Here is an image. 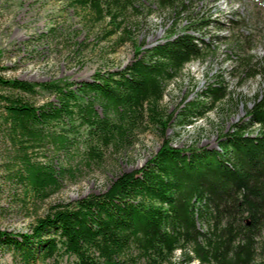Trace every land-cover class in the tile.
<instances>
[{"label": "rangeland", "instance_id": "obj_1", "mask_svg": "<svg viewBox=\"0 0 264 264\" xmlns=\"http://www.w3.org/2000/svg\"><path fill=\"white\" fill-rule=\"evenodd\" d=\"M127 68L138 74L135 89L114 101L106 142L94 143L78 122L70 130L32 111L56 103L42 84L85 102L77 92L83 83ZM0 74L35 89L0 90L17 120L0 123V264H264V210L257 228L247 226L226 201L237 191L220 179L212 184L195 165L210 159L227 171L245 158L239 173L251 174L249 182L264 176L263 162L247 160L249 141L264 142V119L249 114L264 97V0H128L121 15L98 0L94 16L74 0H0ZM191 188L200 196L188 224L171 209L156 234L51 230L53 246L25 255L23 241L39 219L80 200L109 193L136 224L145 195Z\"/></svg>", "mask_w": 264, "mask_h": 264}, {"label": "trees", "instance_id": "obj_2", "mask_svg": "<svg viewBox=\"0 0 264 264\" xmlns=\"http://www.w3.org/2000/svg\"><path fill=\"white\" fill-rule=\"evenodd\" d=\"M74 1L81 10H87V13H90L92 16L96 14L98 0ZM108 1L111 3L113 10H119L120 15L125 11V5L128 2V0ZM112 17L113 19L117 18L114 16ZM172 44H175V42ZM178 47L181 46L178 45ZM126 73H128V78H124ZM116 76L118 78H116ZM137 76L138 74L136 71H131L127 68L122 73L111 74L106 79L83 83L77 88V92L85 99V102L77 99L70 90L57 88L52 84H42V89L54 94L56 103L44 102L39 106H32V111L35 117L41 120L60 121L65 123L70 130L74 128L73 123L78 122V125L84 127L90 140L94 143L101 144L106 142L107 139L110 126L109 111L114 101L124 91L135 89L134 81ZM0 90H9L10 92L21 91L29 95L35 94V89L32 84L21 80H9L4 78L1 74ZM256 98L257 96L255 95L254 100ZM10 103L11 100L9 95L0 94V123L5 126L11 125L9 120L13 121V123L17 122L14 111L12 110V104ZM95 104L100 106L102 115L97 114L94 109ZM249 114L253 119H264V97L260 101L254 102ZM10 128L11 126L8 127V130H10ZM249 142H251L254 150H251V147L248 149L250 155H248L247 160L255 166H261V163H264V156H260V154L254 155V152H258L257 149L263 151L264 142L258 140H250ZM231 147L232 149L234 148L233 146ZM231 147L227 146L224 150L234 154L230 149ZM229 149L230 151H228ZM254 159L256 160V164L253 163ZM181 161L182 160L179 159L176 162ZM197 161L198 162L195 164L196 166L198 164L200 165L199 167L205 166L203 169L197 168V171L204 172L202 173L204 178H211L212 184L217 183L220 179L219 181L222 184L221 188H226L228 192L237 191V194L234 196L228 195L226 198L227 203L241 215L242 220L248 224L247 226L252 228L256 227L259 222V212L264 210V176H257L254 181L249 182L246 177H252L251 174L246 176L243 172L242 174L239 173L237 170L238 167L240 166V169L244 168V166L239 165V163L246 162L245 158L240 159L239 162L237 160V164H234L235 167L231 166L227 171L223 169L220 165L221 163L218 164L210 159ZM212 162L215 164H213V167L209 165ZM252 164L249 165L252 167ZM227 166L230 167V165ZM182 170H184V168H182ZM188 170H190L189 167ZM193 171H196V168H194ZM227 172H230V176L232 175L234 177V181L226 176ZM168 175L167 173L166 179L169 178L167 177ZM172 175L174 178L179 176L176 173ZM233 185H236V187L233 188ZM227 194L226 192L223 193V195ZM198 196H200L199 191L193 188L175 196L167 194L163 189H155L151 193L145 195V197L136 204V224L127 219L123 210L116 204L114 198L109 193L96 195L90 199L80 200L75 209L59 210L39 219V225L31 235V240L23 241L25 255L27 257H32L36 255L41 248H50L53 246L50 238H47L51 230H60L64 235L79 234L78 236H80V234H87V231L92 227L106 226L121 227L130 232L138 230L142 233L149 232L156 234L160 230L164 219L169 217L168 211L171 209L174 210L175 217L181 224H188L192 219L193 199ZM145 199L161 203L162 206H167L168 210H163L162 208H147L145 206ZM203 238L204 236L202 239Z\"/></svg>", "mask_w": 264, "mask_h": 264}]
</instances>
